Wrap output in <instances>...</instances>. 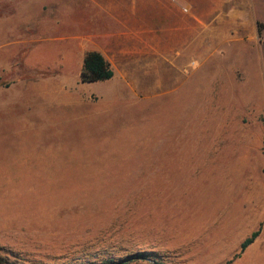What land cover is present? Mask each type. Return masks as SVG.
<instances>
[{
  "label": "rangeland",
  "instance_id": "obj_1",
  "mask_svg": "<svg viewBox=\"0 0 264 264\" xmlns=\"http://www.w3.org/2000/svg\"><path fill=\"white\" fill-rule=\"evenodd\" d=\"M28 5L0 0V264H264V6L90 91Z\"/></svg>",
  "mask_w": 264,
  "mask_h": 264
},
{
  "label": "crops",
  "instance_id": "obj_2",
  "mask_svg": "<svg viewBox=\"0 0 264 264\" xmlns=\"http://www.w3.org/2000/svg\"><path fill=\"white\" fill-rule=\"evenodd\" d=\"M260 5L264 0H29L20 11L27 10L34 26L43 20L51 23L57 30L56 41L66 44L60 49L65 84L78 78L91 91L88 88L105 87L114 78L83 83L81 71L88 52H100L115 76L119 56L125 64H131L132 55L147 53L160 61L194 59L195 45L203 46L212 30L249 26L246 23L256 21Z\"/></svg>",
  "mask_w": 264,
  "mask_h": 264
},
{
  "label": "trees",
  "instance_id": "obj_3",
  "mask_svg": "<svg viewBox=\"0 0 264 264\" xmlns=\"http://www.w3.org/2000/svg\"><path fill=\"white\" fill-rule=\"evenodd\" d=\"M114 76V69L100 52L91 51L86 54L83 68L81 71V81L83 83L107 81L113 79ZM259 236L260 231L258 230L254 232L248 239H246L241 245V252H244L249 246H251L258 239ZM145 258L146 254H135L124 261H111L110 264H126L128 261L131 260H139ZM155 264L160 263L157 262Z\"/></svg>",
  "mask_w": 264,
  "mask_h": 264
}]
</instances>
